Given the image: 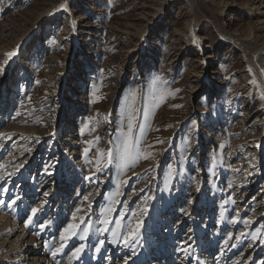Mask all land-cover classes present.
Here are the masks:
<instances>
[{
  "label": "rangeland",
  "instance_id": "374dc122",
  "mask_svg": "<svg viewBox=\"0 0 264 264\" xmlns=\"http://www.w3.org/2000/svg\"><path fill=\"white\" fill-rule=\"evenodd\" d=\"M258 15L264 18V0H0V130L12 126L9 140L6 132L0 140L9 152L18 134L14 121H23L29 129L23 153L32 159L11 188L47 182L63 151L75 150L86 185L61 201L69 213L78 202L93 207V223L84 219L70 243L84 241L82 253L103 240L104 263L123 264L128 254L129 264H160L154 258L163 260L162 245L167 260L178 255L174 261L186 257L191 263L195 246L187 254L181 248L197 236L195 261L203 264L200 249L208 246L203 239L210 231H230L244 233L232 256L240 253L244 261L258 246L249 264H260L264 149L251 138L262 131L264 108L248 88L253 73L264 81V68L235 40L247 39L251 30L253 42H264ZM192 22L195 37L188 43ZM13 50L18 54L4 65ZM133 90L138 111L132 150L138 154L125 169L118 156ZM55 121L63 124L57 140L50 135ZM35 137L42 138L41 148ZM107 149L116 155L111 164ZM5 156L0 153V168L9 166ZM61 164V171L73 165L68 157ZM127 175L132 177L124 182ZM192 217L195 233L189 232ZM105 218L108 225L101 223ZM137 224L139 243L124 247L114 239V233L122 237ZM104 227L109 230L100 231Z\"/></svg>",
  "mask_w": 264,
  "mask_h": 264
},
{
  "label": "bare ground",
  "instance_id": "6f19581e",
  "mask_svg": "<svg viewBox=\"0 0 264 264\" xmlns=\"http://www.w3.org/2000/svg\"><path fill=\"white\" fill-rule=\"evenodd\" d=\"M219 7H220L219 9L223 8L222 5ZM262 17H263L262 15H258V18L261 19V24L264 25V18ZM190 25L192 27L190 28L191 36L187 40L188 43H191L193 37H195L194 34L195 23L192 22V24ZM243 37L247 39H240L236 37L235 40H237L239 45L246 51L255 53V57L257 61L256 64L258 68H264V42L261 43L253 42L251 30L248 33L244 34ZM249 68L251 69L252 73L256 70L254 66L251 65ZM248 92L254 95V97L256 98L257 106L258 107L262 106L264 108V81L261 80L260 76H256L255 73L252 74V80L250 87L248 88ZM4 94L5 91L3 89L1 91V95ZM14 124L15 125L13 126L17 127L16 130L18 131V134L16 136L17 139L11 143L10 145L11 150H9V152L7 151V149L5 150L6 148L5 146H2L3 143L0 140V153H4V155H6L5 156L6 159L4 160L9 164L7 168H2V167L0 168V175L5 174V172H13L15 171L14 168L15 165L23 164L24 165L23 168H21L17 173L20 174L21 170L26 169L27 162L31 164L32 159H30L29 157L25 158V155L23 153L26 150L27 143L22 142V141H26L25 132L27 130L29 131V129L23 125V121H14ZM68 124L70 125V123H66V126ZM61 125L63 124H60V122L57 123V121H55L52 132L50 133L53 140L58 139L57 136L59 131L61 130ZM11 128L12 126L7 125L4 129L0 130L1 131L0 133L3 134L4 132H6V134H8L5 140L11 137L12 135ZM36 135L37 134H35V136ZM35 140H36L35 146L41 148L42 138L35 137ZM251 140H253L252 142L257 147L259 146L262 149H264V122L262 124L261 133L258 134L256 137L251 138ZM58 146L59 148H63L61 143H58ZM75 153H76L75 150L71 154H68L67 150H64L63 151L64 156L58 157L59 162L57 166L54 168V171L52 173L53 177L48 178L46 180L47 182H49V185L47 184V182H44L45 181L44 178L36 183L32 182L29 188L25 187L26 185L24 182L20 184L17 188H15V185L14 188H11L9 184L13 183L14 177L17 174L15 176H12L10 179L7 180V182L4 183L6 184L4 189H7V192H2L1 195L3 198L2 200L5 201V203L0 204V264H108V263H104V261L101 260L100 252L96 253L95 248L93 251H89V249L86 248V251L88 250L89 252L81 253L79 259L73 258L72 253L74 249L80 245V244L77 246L70 245L74 237H72L70 240L66 242L63 250L57 252L55 257H53L51 254L56 248L60 246L61 244L60 235L63 232V230L68 226L69 223L80 224V228H81V226L83 225V223H81V217H83V219H87L88 222L87 225L92 224L94 221L93 219L95 218L94 213L92 211L93 207L91 204L82 206L81 204H79V202L78 203L76 202L77 204L72 206V213H69V211L67 210L68 203L64 204L63 206L61 201V197L65 198L67 197V195L73 198L75 194H78L80 191H83V187L86 185L85 180L82 179L81 176L79 175L80 174L79 168L81 166L80 165H79L80 167L78 166L79 164L77 163L78 161H74ZM64 157L65 158L68 157L70 161L73 163V165L71 169H68L66 171H61L58 165L61 164ZM187 161L189 166H193L191 159ZM145 166L146 164L143 165V167ZM197 166L198 168L200 167L199 165ZM262 166L263 163H260V168ZM197 171L199 172L200 168L197 169ZM261 174H263L264 177V167L261 170ZM155 175H157V172H155ZM49 176L52 175H48V177ZM200 176L202 177L201 173ZM131 177L132 175H127L124 177L123 181L124 182L130 181ZM24 178H25V174H24ZM4 184L0 183V187L3 186ZM261 188H264V180H261ZM16 189L20 191L18 193H13L14 190ZM95 190H96V194L98 195V193L100 192V187H98ZM10 191H12L13 196L11 195L8 196V194H10ZM85 191L88 194L89 192L88 187H85ZM45 192L48 193L47 196H44ZM259 193L260 191H258L256 196L254 195L255 197L250 196V198L252 199L253 197L254 198L253 201H255L256 199H258ZM5 196L8 197L4 199ZM16 196H20L21 199L18 200L15 205L8 207L7 205ZM120 196H121V192L117 196V198L114 199L115 200L113 204L114 207H116L120 202ZM260 197H262L264 202V189ZM41 205H42L41 210H39L37 215L33 217V221L27 224L26 226L28 217L31 215V208L39 207ZM126 205H127L126 202H124L123 205L124 209ZM78 208L81 209V211L77 212L76 210ZM74 213L76 215L75 220L73 219ZM192 220L193 221L189 227L191 228V230L189 232L195 233L196 225H195L194 217H192ZM204 222L208 223V220ZM40 224H46L47 226L42 230L39 227ZM261 227L262 224L259 225V228ZM229 235H231L232 237L231 239H229ZM217 239L220 240L217 242ZM171 240H173V238H171ZM203 240L206 241L205 246L208 245L207 247H202L200 249V251H202L201 262H203V264H249V262L254 257V254L258 248L257 246L252 251L250 256L243 261V258H241L240 253L235 254L234 257L232 256L235 253V252L233 253L234 247L229 248L231 244L232 245H234L235 243L239 244L242 241L241 232H238L235 234V236H233L232 232L230 231L227 233L225 231L224 232L221 231L220 235H217L215 231H210V234H208ZM225 240L228 241L227 244H225ZM253 241L254 239H250V241L248 240L250 245ZM262 241H264V235H262L257 242L258 245H260V247L264 246V242ZM187 242L192 243L190 244L191 247L188 248L193 250L192 247L195 246L194 259L191 263L185 262L187 261L186 257L181 258V260L174 261L178 255H176L174 259L167 260L168 255L166 254V251L168 248L167 247H166L167 249L163 248L162 245H161V249H162L161 251L163 253L162 255L163 260H161V258H156L158 257V255H156L154 259H156L157 262L163 261L161 263L159 262L160 264H197L198 262H200V260L195 261L196 245H198V237L192 236L190 240ZM98 245L99 243H97L96 246ZM254 246L255 245H253V247ZM176 249L177 248H175L174 250L175 254L178 251ZM129 257L130 256L128 254H124V258L122 259L123 264L125 260L127 261V264H129V259H130ZM182 260L184 263L182 262ZM263 263L264 260H262L260 264Z\"/></svg>",
  "mask_w": 264,
  "mask_h": 264
},
{
  "label": "snow or ice",
  "instance_id": "6c2138e0",
  "mask_svg": "<svg viewBox=\"0 0 264 264\" xmlns=\"http://www.w3.org/2000/svg\"><path fill=\"white\" fill-rule=\"evenodd\" d=\"M62 7H64L62 5ZM195 43V40L193 41ZM18 54L17 50H13L11 52L6 53V57L7 59L4 60V65H7L9 60H11L13 57H15ZM251 71V69H250ZM0 75H3V71L0 70ZM136 97H137V91L133 90L131 92V101L128 104L127 108H126V119H127V133L125 134V138L122 142V144L120 145V151H119V162L122 168H128L130 161L134 162L137 154L138 153H134L133 152V144H134V140H133V129H134V120H135V114L138 111L135 107V102H136ZM164 97L161 95L160 97H158L157 99L162 100ZM17 115L19 116L20 113L17 112ZM83 131V129L81 130ZM88 149H85V155L87 154ZM148 157L145 156V159H147ZM116 159V155L113 153L112 149H107V163L111 164L114 162V160ZM97 164L99 165V161H97ZM23 164H18L15 165V171L13 172H5V174L0 175V183H5L7 182L8 179H10L12 176H15L19 170L21 168H23ZM98 171L102 170L101 168H97ZM0 191L2 192H7V189H0ZM197 191H200L199 188H197ZM48 193L45 192L44 196H47ZM20 196H16L14 199L11 200V202L7 205L8 207H11L13 205L16 204V202L18 200H20ZM87 199V198H86ZM5 201H3L2 199H0V204H4ZM42 205L39 207H33L31 208V215L28 217V220L26 222V226L27 224L31 223L33 221V217H35L38 213L39 210H41ZM77 212L81 211V209H77ZM107 211H111V208L109 207L107 209ZM187 215V213H185ZM73 219H76V215L75 213L73 214ZM84 219L83 217H81V223H84ZM101 223L103 225H108L110 223L109 220H107L106 218L103 219L101 221ZM119 223V222H118ZM247 223V222H246ZM47 225L46 224H40L39 227L43 230ZM78 230H81L80 228V224H74V223H69L68 226L63 230V232L60 235V239H61V244L58 248H56L51 254L53 257L56 256L57 252H60L63 250V248L65 247V244L68 240H70L72 237L76 236L78 234ZM109 229L107 227H104L102 229H100V231L106 232ZM82 231L87 234L89 229L88 228H83ZM259 229L257 230V233H259ZM257 233H253V238H256ZM114 235V239H120L123 241L124 247H130L132 244L134 243H139L138 240V235H139V224H137L135 229H131L129 230L127 233H124L122 237L117 236L115 233ZM244 233H241V236H243ZM80 240H84L86 239L85 235H81ZM231 235H229V239H231ZM264 242V241H262ZM228 241L225 240V244H227ZM104 241L101 240L99 241V245L95 247V251L96 253H99L101 251V247L103 246ZM236 245H232V247H235ZM84 244H80L78 247H76L72 253V257L75 259H79L80 254L84 251ZM188 247H191V245H187V247H182L181 251H184L187 254L188 251ZM133 254H135L133 252ZM124 264H127V261L125 260Z\"/></svg>",
  "mask_w": 264,
  "mask_h": 264
}]
</instances>
